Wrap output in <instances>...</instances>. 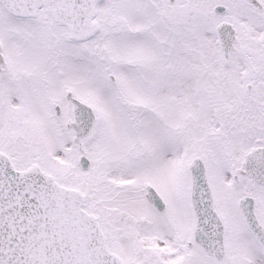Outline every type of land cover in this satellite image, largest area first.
I'll list each match as a JSON object with an SVG mask.
<instances>
[{
    "label": "snow or ice",
    "instance_id": "1",
    "mask_svg": "<svg viewBox=\"0 0 264 264\" xmlns=\"http://www.w3.org/2000/svg\"><path fill=\"white\" fill-rule=\"evenodd\" d=\"M0 264H264V0H0Z\"/></svg>",
    "mask_w": 264,
    "mask_h": 264
}]
</instances>
